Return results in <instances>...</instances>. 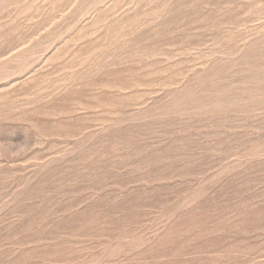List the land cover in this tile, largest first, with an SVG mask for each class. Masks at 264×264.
Here are the masks:
<instances>
[{"label":"rangeland","instance_id":"1","mask_svg":"<svg viewBox=\"0 0 264 264\" xmlns=\"http://www.w3.org/2000/svg\"><path fill=\"white\" fill-rule=\"evenodd\" d=\"M0 264H264V0H0Z\"/></svg>","mask_w":264,"mask_h":264}]
</instances>
